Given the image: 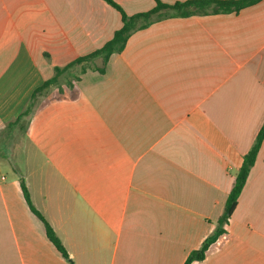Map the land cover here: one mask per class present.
I'll list each match as a JSON object with an SVG mask.
<instances>
[{
    "label": "crops",
    "instance_id": "1",
    "mask_svg": "<svg viewBox=\"0 0 264 264\" xmlns=\"http://www.w3.org/2000/svg\"><path fill=\"white\" fill-rule=\"evenodd\" d=\"M122 25L107 0H0V264H185L217 229L264 126V0L169 13L37 91ZM224 228L192 264H264V140Z\"/></svg>",
    "mask_w": 264,
    "mask_h": 264
},
{
    "label": "trees",
    "instance_id": "2",
    "mask_svg": "<svg viewBox=\"0 0 264 264\" xmlns=\"http://www.w3.org/2000/svg\"><path fill=\"white\" fill-rule=\"evenodd\" d=\"M260 1L261 0H189L186 2H177L173 5H168L160 0H155L156 5L150 11L129 16L113 0H107L108 3L121 12L123 19L122 27L117 30L112 39L101 48L86 56L77 58L63 68L56 67L54 78L43 84L37 91H42L48 86L56 84L58 82L59 76L75 65H85L82 70V73H84L86 71V65H90L95 59L102 58L104 65L107 64L113 54L121 53L125 49L128 39L134 31L147 27L152 22L169 15V13L180 17H188L195 14L203 15L217 13H238L242 9L253 6ZM98 71L104 72V67L100 69L98 68ZM77 79H79V77H77ZM23 116L25 115H22L18 121H20ZM263 140L264 126L258 134L256 142L251 150L243 157V162L236 175L234 186L226 200L225 212L223 216L219 218L217 229L203 242L202 246L198 250L193 251L189 255L185 264H192L196 261L204 260L206 252L210 246L213 245L218 240V238L226 232L224 226L228 222L238 204V200L246 185L250 171L256 162ZM21 187L31 211L44 224L46 234L50 241L55 245L58 251L62 253L63 256L68 257V253L60 237L57 235L53 227L49 224L42 213H40L34 207L28 187L23 179L21 180Z\"/></svg>",
    "mask_w": 264,
    "mask_h": 264
}]
</instances>
